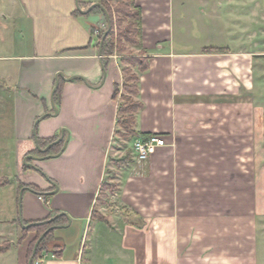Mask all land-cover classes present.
I'll return each instance as SVG.
<instances>
[{
  "label": "crops",
  "instance_id": "0c3cea01",
  "mask_svg": "<svg viewBox=\"0 0 264 264\" xmlns=\"http://www.w3.org/2000/svg\"><path fill=\"white\" fill-rule=\"evenodd\" d=\"M134 3L140 44L107 59L101 28L80 21L76 0H8L1 12L0 264H29L36 235L23 236L21 221L55 213L67 217L59 226L71 225L54 230L41 264H264V0ZM22 20L38 53L4 55L20 44ZM124 56L144 59L148 71ZM126 70L139 78L143 106L131 139L114 99ZM62 131L66 148L40 155L38 144ZM155 135L167 145L146 163L124 155L121 141Z\"/></svg>",
  "mask_w": 264,
  "mask_h": 264
},
{
  "label": "trees",
  "instance_id": "16d2710c",
  "mask_svg": "<svg viewBox=\"0 0 264 264\" xmlns=\"http://www.w3.org/2000/svg\"><path fill=\"white\" fill-rule=\"evenodd\" d=\"M110 0H100V4L103 6V8L107 11L110 20L112 29L111 32L108 34L107 38L104 40L103 47H102V56L103 58L107 59L108 57H112L114 55H123L127 51L128 46H135L139 45V37H140V30H139V24L141 22V11L139 8L135 6L134 0H114L115 2V8L110 6L109 3ZM82 4L84 2L80 0V6L81 9H89L93 6V4H84L85 6L82 7ZM98 13L102 16L103 20L105 21L104 24L106 25V29L101 32L99 35V40L102 41L104 35L107 33V19L106 15L104 14L103 10L101 8H95L93 9L89 14L91 13ZM88 14V15H89ZM75 15L77 17L82 16V13L77 9L75 12ZM93 35L95 34V30L92 31ZM123 58V62H126L134 67H138L139 71L141 73H145L149 69L148 63L142 59V58ZM139 81V78L137 75L133 73L131 70L125 71V77L123 81L122 88L116 87L115 93H114V99L118 100L121 91H123L125 94L121 96V99L123 103L120 105L119 108V114H120V121L119 126L123 130L122 136L125 139H131L136 136L135 131L133 130V126L135 123L134 115L139 112L143 106L141 103L135 101L134 97L138 95V88L137 83ZM60 93V89L57 90L55 98L58 97ZM150 138V136H146L144 140ZM57 139L50 140L47 142V147L49 144H52ZM64 145L63 142L60 144L52 147L47 153H40V155H47L51 153H58L61 151L62 146ZM124 161L118 162V163H124ZM2 185V183H0ZM37 193H39L37 188H33ZM104 190L110 189V191L113 190L112 187H109L108 185H105L103 187ZM59 214H52L50 215L45 221L40 222L44 223L47 222L53 218H55ZM94 217V215H93ZM67 223V217L63 216L57 219L56 221L50 223V224H44L39 226H33L29 229H22L23 236H26L30 233H34L36 235L35 240L32 242L29 250V260L32 257L33 249L36 244V242L39 240V238L50 228L64 225ZM30 225V224H25ZM55 231H51L45 239L41 242L39 245L37 254L35 256L33 264L39 258L44 255L46 252H48L47 244L48 242L53 238ZM8 248V245H4L0 247V252L5 251ZM59 252H55V255H58Z\"/></svg>",
  "mask_w": 264,
  "mask_h": 264
},
{
  "label": "rangeland",
  "instance_id": "374dc122",
  "mask_svg": "<svg viewBox=\"0 0 264 264\" xmlns=\"http://www.w3.org/2000/svg\"><path fill=\"white\" fill-rule=\"evenodd\" d=\"M82 1L85 4L87 1H90V0H82ZM7 3H8V0H2V2H0V28L2 27L6 28L7 21L5 20L4 17L2 18L1 12L5 10V7H7ZM109 3H110V6L115 8L114 0H110ZM84 4H82V7L85 6ZM79 18L80 19L82 18L80 21L83 20L84 22H86L88 20L91 24H93V26L101 28L98 36L101 34L102 31L106 29V25L104 24L105 21L103 20L102 16L96 12L91 13L89 15H85L84 17H79ZM18 26H17L18 28L15 31V33L20 34V38H21L20 44L14 47L12 46L4 47L3 54L4 55H14V56H19V57H27V56L36 55L38 52H37V48L33 46V35L34 34L31 29L30 24L28 25L26 20H22L18 23ZM14 29H16V27ZM89 29H91V27H89ZM190 34L192 37L195 36V32H190ZM124 94L125 93L122 91L119 97L121 102H123L121 99V96ZM120 144L122 147L124 146L123 148L126 152L124 155L130 157L132 153L133 142L126 143L124 141H121ZM259 155H260L259 169H260L261 197L264 199V143L259 144ZM262 209H263V213L260 219L259 241H260V248H261L260 260L261 262H264V207H262Z\"/></svg>",
  "mask_w": 264,
  "mask_h": 264
},
{
  "label": "water",
  "instance_id": "95a60500",
  "mask_svg": "<svg viewBox=\"0 0 264 264\" xmlns=\"http://www.w3.org/2000/svg\"><path fill=\"white\" fill-rule=\"evenodd\" d=\"M76 6H77V9H78L82 14H84V15L89 14V13H90L93 9H95V8H101V9L103 10L104 14L106 15V19H107V23H108V31H107V33L104 35V37H103V39H102V42H101V46H100V55L102 56V47H103L104 40L107 38L108 34L111 32V29H112L111 20H110V17H109V15H108L107 11L103 8V6H102L101 4H94V5H93L92 7H90L87 11H83V10L81 9V7H80V0H76ZM60 77L64 78L63 75H60ZM70 80H72V79H69L68 81H70ZM59 85H60V79H59V77H58V78L56 79V85H55V88H54V90H53L52 97H51V99H52V106H53V109H54L55 115L58 114V110H57V107H56V105H55V95H56L57 90L59 89ZM46 116H47V115H46ZM65 133H66V131H62V135H61V137L59 138V140H57L56 142L50 144V145H49L47 148H45V149H42V148L39 146V144H38V151H39L40 153H47L52 147H54V146L60 144L61 142H63L64 136H65ZM66 146H67V140H66L65 143H64V148H63V150L66 148ZM60 155H61V153L58 154V155H56V156L31 157V158H32L33 160L42 161V160L49 159V158H51V157H58V156H60ZM34 169L37 170L38 172L42 173L38 168H34ZM22 194H23V191L21 192L20 195L22 196ZM63 216H65V214H59V215H57L55 218H53V219H51V220H49V221H47V222H44V223H36V224H30V225H28V226H26V225L24 224V222L21 221V225H22V228H23V229H29V228H31V227H33V226H39V225H44V224H50V223L56 221L57 219H59L60 217H63ZM69 225H71V220H69V224H68L67 226H55V227H52V228H50L49 230H47V231H46V232H45V233L39 238V240L36 242V244H35V246H34V249H33L32 257H31L30 260H29V264H33L34 259H35V256H36L37 251H38V248H39V245L41 244V242L45 239V237H46L51 231H54V230H56V229H58V228H65V227H68Z\"/></svg>",
  "mask_w": 264,
  "mask_h": 264
},
{
  "label": "built area",
  "instance_id": "2783aa9c",
  "mask_svg": "<svg viewBox=\"0 0 264 264\" xmlns=\"http://www.w3.org/2000/svg\"><path fill=\"white\" fill-rule=\"evenodd\" d=\"M166 145V141L162 137L156 135L151 136L146 140H137L132 147L131 156L138 164H144L158 149L163 148ZM39 200L49 204L42 196H39ZM35 263L41 264V260H37Z\"/></svg>",
  "mask_w": 264,
  "mask_h": 264
}]
</instances>
